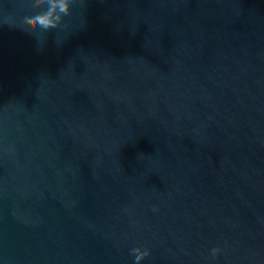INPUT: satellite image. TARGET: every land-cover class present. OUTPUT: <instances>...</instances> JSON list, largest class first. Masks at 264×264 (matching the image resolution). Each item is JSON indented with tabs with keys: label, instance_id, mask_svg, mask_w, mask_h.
<instances>
[{
	"label": "water",
	"instance_id": "95a60500",
	"mask_svg": "<svg viewBox=\"0 0 264 264\" xmlns=\"http://www.w3.org/2000/svg\"><path fill=\"white\" fill-rule=\"evenodd\" d=\"M29 14L0 0V264H264V0Z\"/></svg>",
	"mask_w": 264,
	"mask_h": 264
},
{
	"label": "clouds",
	"instance_id": "9594fccd",
	"mask_svg": "<svg viewBox=\"0 0 264 264\" xmlns=\"http://www.w3.org/2000/svg\"><path fill=\"white\" fill-rule=\"evenodd\" d=\"M31 10V14L20 18L19 23L10 20V27H18L27 34L38 37L42 34L54 33L62 27H66L65 18L72 15L73 7L82 0H20ZM220 252L219 248L212 249L213 255ZM134 255V264H140L150 255L148 249L136 247L131 250Z\"/></svg>",
	"mask_w": 264,
	"mask_h": 264
}]
</instances>
